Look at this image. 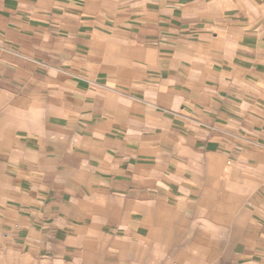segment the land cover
I'll list each match as a JSON object with an SVG mask.
<instances>
[{
  "label": "crops",
  "instance_id": "0c3cea01",
  "mask_svg": "<svg viewBox=\"0 0 264 264\" xmlns=\"http://www.w3.org/2000/svg\"><path fill=\"white\" fill-rule=\"evenodd\" d=\"M0 159L54 259L264 264V0H0Z\"/></svg>",
  "mask_w": 264,
  "mask_h": 264
},
{
  "label": "rangeland",
  "instance_id": "374dc122",
  "mask_svg": "<svg viewBox=\"0 0 264 264\" xmlns=\"http://www.w3.org/2000/svg\"><path fill=\"white\" fill-rule=\"evenodd\" d=\"M7 159H0V264H72L71 259L57 260L46 249L33 245H22L10 236V229L4 218L5 191L10 186L12 170L6 168ZM97 251V250H96ZM82 261H79L80 264ZM113 257L102 260L100 264H115Z\"/></svg>",
  "mask_w": 264,
  "mask_h": 264
}]
</instances>
